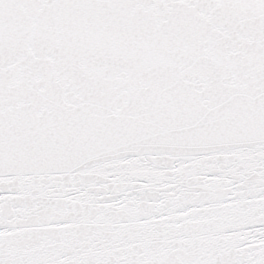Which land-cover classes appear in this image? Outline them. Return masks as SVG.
Segmentation results:
<instances>
[{
  "label": "snow or ice",
  "instance_id": "6c2138e0",
  "mask_svg": "<svg viewBox=\"0 0 264 264\" xmlns=\"http://www.w3.org/2000/svg\"><path fill=\"white\" fill-rule=\"evenodd\" d=\"M0 264H264V0H0Z\"/></svg>",
  "mask_w": 264,
  "mask_h": 264
}]
</instances>
